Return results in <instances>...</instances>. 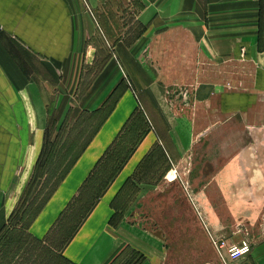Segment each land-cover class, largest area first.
<instances>
[{
    "label": "crops",
    "instance_id": "crops-1",
    "mask_svg": "<svg viewBox=\"0 0 264 264\" xmlns=\"http://www.w3.org/2000/svg\"><path fill=\"white\" fill-rule=\"evenodd\" d=\"M92 68L67 107L81 118L50 120L41 73ZM235 115L264 122V0H0V264H163L135 200L119 208L126 185ZM50 162L61 171L43 173ZM35 176L44 196L26 219ZM233 264H264V239Z\"/></svg>",
    "mask_w": 264,
    "mask_h": 264
},
{
    "label": "rangeland",
    "instance_id": "rangeland-1",
    "mask_svg": "<svg viewBox=\"0 0 264 264\" xmlns=\"http://www.w3.org/2000/svg\"><path fill=\"white\" fill-rule=\"evenodd\" d=\"M94 40L96 56L105 57L109 49L99 46L102 37L97 35ZM94 70L72 80H51L48 73H41L45 79L38 80L37 86L46 98L50 120L81 118L77 109L68 112L67 107L78 102ZM58 101L62 109L56 112ZM235 116L197 137L181 160L158 158L135 173L126 185L125 201L119 208L135 200V220L154 229L160 238L155 243L163 250V264H233L234 260L225 256L227 249L218 248L219 241L247 240L252 250L255 242L264 239V122L253 119L248 124ZM90 123V129L80 124L71 127L70 140L93 132L96 122L91 118ZM68 145L72 147L70 141ZM58 171L61 169L56 168V162H50L43 173ZM41 178L35 176L18 209L26 219L44 196V191L35 195L44 183ZM117 212L119 219L123 211ZM135 257L141 260V252L133 255V261Z\"/></svg>",
    "mask_w": 264,
    "mask_h": 264
},
{
    "label": "built area",
    "instance_id": "built-area-1",
    "mask_svg": "<svg viewBox=\"0 0 264 264\" xmlns=\"http://www.w3.org/2000/svg\"><path fill=\"white\" fill-rule=\"evenodd\" d=\"M219 249L225 248L226 254L229 259L236 260L251 251V245L247 240H243L242 242H227L225 239H222L217 243Z\"/></svg>",
    "mask_w": 264,
    "mask_h": 264
},
{
    "label": "trees",
    "instance_id": "trees-1",
    "mask_svg": "<svg viewBox=\"0 0 264 264\" xmlns=\"http://www.w3.org/2000/svg\"><path fill=\"white\" fill-rule=\"evenodd\" d=\"M118 215V212H116L113 216H112V223H114V224H116L117 222H118V220L120 219H116V216ZM138 253H140V252H138ZM142 254V258H143V256H144V254L143 253H141ZM131 262V261H130Z\"/></svg>",
    "mask_w": 264,
    "mask_h": 264
}]
</instances>
